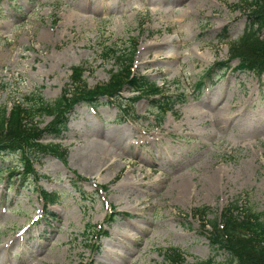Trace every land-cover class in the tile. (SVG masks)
<instances>
[{"label":"rangeland","instance_id":"374dc122","mask_svg":"<svg viewBox=\"0 0 264 264\" xmlns=\"http://www.w3.org/2000/svg\"><path fill=\"white\" fill-rule=\"evenodd\" d=\"M243 1L0 0V107L7 111L19 103L28 108L30 98L55 103L72 91L75 67L86 70L90 88L108 82L122 67L116 58L126 59L135 45V73L171 99L185 97L166 117L142 99L135 121L118 106L134 96L127 88L117 104L80 103L66 132L41 140L60 143L64 161L36 154V175L27 183L20 155L1 156L4 261L163 264L164 249L180 248L190 263L215 256V264H228L224 251L212 249L213 222L229 208L243 216L264 212V75L241 72L235 60L231 70L212 69L214 83L197 89L243 36ZM110 49L117 52L109 58ZM158 55L172 58L154 62ZM36 121L44 129L53 117ZM97 147L108 151L104 167L85 159ZM43 191L59 200L35 222ZM111 214L117 219L108 223Z\"/></svg>","mask_w":264,"mask_h":264},{"label":"trees","instance_id":"16d2710c","mask_svg":"<svg viewBox=\"0 0 264 264\" xmlns=\"http://www.w3.org/2000/svg\"><path fill=\"white\" fill-rule=\"evenodd\" d=\"M238 9L247 18V28L239 40L231 41L229 44V60L218 63L216 68L220 71L230 69L231 62L237 60L238 68L242 72L263 76L264 0H244ZM133 50L126 59L123 56L116 58L122 62V67L119 72L111 75L107 83L90 88L84 79L85 69L78 67L73 69L72 91H66L55 103L45 104L30 98L32 105L28 108L20 103L14 104L10 111H7L6 107H0V156L20 155L19 163L23 167L24 181L36 175L32 160L36 154L50 153L64 161L67 153L61 144L44 145L41 140L44 135L58 138L67 131L69 115L80 103L98 104L101 98H107L117 104L118 99L122 98V92L127 88L134 97L127 99L126 104H118L123 113L130 114L134 111L136 102L145 98L160 106L158 108L161 115L173 109L179 97L177 99L166 97L163 88L152 82L149 76L132 73L135 47ZM106 52V57L110 58L114 57L117 51L110 49ZM213 72L211 69L205 78L210 80ZM203 85V81H200L197 90L202 89ZM156 96L158 99L155 100ZM46 115L52 116L53 121L42 129L35 119ZM41 195L47 204L59 199L55 194H48L45 191L41 192ZM203 214L206 212L201 211L200 216L203 217ZM213 223V231L209 233L212 249L214 252L224 251L229 256L228 264H264V212L256 213L249 210L248 214L243 216L236 215L229 208L222 215L220 222L216 220ZM95 231L96 229L92 235ZM162 256L163 264H215V256L204 262L190 263L179 248L165 249Z\"/></svg>","mask_w":264,"mask_h":264},{"label":"bare ground","instance_id":"6f19581e","mask_svg":"<svg viewBox=\"0 0 264 264\" xmlns=\"http://www.w3.org/2000/svg\"><path fill=\"white\" fill-rule=\"evenodd\" d=\"M172 57L169 56V57H166V59L164 60H160L159 58V55L155 57V59H153L154 62H160V63H166L168 61V59H171ZM107 156H108V151H106V149L104 147H97V150L93 153H89L87 154V156L85 157V159L90 162V164H93V163H100V164H103V167L104 165H108V159H107ZM78 162H82L81 160H79ZM5 248L8 249V246H4ZM1 255V254H0ZM5 259L2 258L0 256V264H8L11 260L10 258L6 259V261H4Z\"/></svg>","mask_w":264,"mask_h":264}]
</instances>
